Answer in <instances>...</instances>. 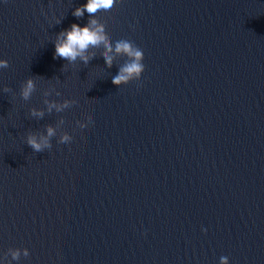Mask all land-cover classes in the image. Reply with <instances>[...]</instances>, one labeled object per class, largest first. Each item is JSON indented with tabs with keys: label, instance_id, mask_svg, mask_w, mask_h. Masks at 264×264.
I'll list each match as a JSON object with an SVG mask.
<instances>
[{
	"label": "water",
	"instance_id": "obj_1",
	"mask_svg": "<svg viewBox=\"0 0 264 264\" xmlns=\"http://www.w3.org/2000/svg\"><path fill=\"white\" fill-rule=\"evenodd\" d=\"M85 3L0 0V264H264V0ZM93 18L112 66L54 58Z\"/></svg>",
	"mask_w": 264,
	"mask_h": 264
},
{
	"label": "clouds",
	"instance_id": "obj_2",
	"mask_svg": "<svg viewBox=\"0 0 264 264\" xmlns=\"http://www.w3.org/2000/svg\"><path fill=\"white\" fill-rule=\"evenodd\" d=\"M116 3L117 0H87V3L75 8L73 15L79 18L87 12L90 17H94L98 11L110 10ZM100 44H104L105 46V52L103 53L105 63L111 67L113 57L109 53L113 51V48L104 33L103 26L98 24L94 18L90 19L83 26L73 23L70 28L64 29L57 35L54 58H62L69 62H75L77 57H80L87 64L89 61V56L86 55L87 50L89 47H96ZM115 52L126 54L130 58V62L121 67L120 71L112 77L113 84L120 85L122 82H127L134 74L139 76L144 71L145 66L141 62L144 59V53L138 46L133 47L132 43L128 41H118L115 46ZM7 67H9L8 61L0 60V68ZM34 88L33 78L29 77L21 90L22 97L27 100L31 96ZM67 106L68 101H65L63 105L49 103L48 109L51 111L55 107L57 111H61L63 107ZM31 114L33 116H42L43 112H37L33 109ZM89 120L92 121L91 115L89 116ZM53 134L54 130L49 126L47 136L51 137ZM69 139V136L64 135L61 137V142L69 141ZM26 142L35 152H41L46 147L51 148V144L46 137H41L38 141L35 135L29 134ZM16 256H18V253H14V258ZM225 259L223 257L221 258L222 264H224Z\"/></svg>",
	"mask_w": 264,
	"mask_h": 264
}]
</instances>
